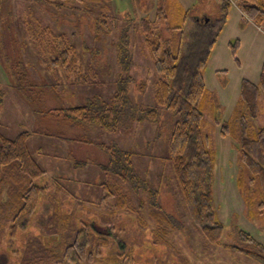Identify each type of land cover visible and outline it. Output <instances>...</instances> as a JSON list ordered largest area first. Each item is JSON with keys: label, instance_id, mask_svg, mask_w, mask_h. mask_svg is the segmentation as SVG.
Wrapping results in <instances>:
<instances>
[{"label": "trees", "instance_id": "obj_1", "mask_svg": "<svg viewBox=\"0 0 264 264\" xmlns=\"http://www.w3.org/2000/svg\"><path fill=\"white\" fill-rule=\"evenodd\" d=\"M28 1L30 4L37 1L38 8L48 12L60 11L63 7L74 10L78 1L82 11L91 13H95L91 9H96L94 4L97 2ZM217 1L225 13L236 4L246 19L257 25L264 24V0ZM13 3V0H0V22L9 27L22 26L36 56L73 79L69 81L75 83L76 88L88 85L95 74L92 70L90 74L84 71L75 44L76 34L73 31L72 34L61 32L34 21L31 13L20 17L19 25L15 24L11 11ZM154 11L152 19L149 15ZM145 12L148 15L135 24V29L143 40L144 55L152 63L151 72L155 77L152 84L153 107L133 102L128 90L120 86L109 100L96 97L82 105L43 113L63 124L94 125L112 133L125 131L139 123H156L162 111L171 116L174 123L165 160L172 167L182 193L184 210L192 225L209 245L264 264V246L256 243L249 234L236 231L241 241L248 245L224 244L225 228L213 210V154L210 139L203 132L204 70L222 29L197 16L191 20L187 15L186 22L193 26L191 32L187 30L189 37L186 38L185 31L190 25L168 27L167 12L162 7L156 10L155 7L147 8ZM126 58L124 52H119L116 59L124 65L123 70L128 66L124 62ZM28 77V74H23L19 79L18 92L27 87L22 82ZM130 81L133 79L122 83ZM262 96L264 65L259 84L247 79L242 81L241 105L221 128V134L231 137L234 147L240 152L243 169L238 180L240 190L244 191L246 183L254 188L252 195L245 197L246 204L254 210L250 213L254 215L264 214V127L255 129L253 126V121L261 113ZM31 135L23 132L12 139L0 133V232L5 228L10 242L20 248V251L11 250L9 253L21 255L20 264H146L154 258L161 259L164 264H172L174 261L181 263V259L186 258L173 237L177 231L173 217L159 205V191L152 187L151 182L141 179L133 169L135 153L100 144L110 155V162L102 171L115 178V183L111 180L100 183L102 195L99 199L80 198L79 201L72 197L62 178L56 179L53 184L39 183L48 173L29 150ZM59 179L61 181L58 182ZM77 211L82 214L72 215ZM257 211L258 214L255 213ZM39 215L49 221L47 229L60 236L58 242L55 241L57 246L51 245L52 238L49 241L35 240L32 233ZM117 216L126 221L115 224L111 217ZM182 236L186 240V236ZM187 245L193 250L189 243ZM160 247H166L167 251L157 249ZM159 250L162 254L157 256L156 251ZM152 254L156 256L152 258ZM183 264H188L187 259Z\"/></svg>", "mask_w": 264, "mask_h": 264}, {"label": "rangeland", "instance_id": "obj_2", "mask_svg": "<svg viewBox=\"0 0 264 264\" xmlns=\"http://www.w3.org/2000/svg\"><path fill=\"white\" fill-rule=\"evenodd\" d=\"M95 1L96 9H91L95 13H91L82 11L78 1L74 10L63 7L60 11L48 12L38 8L37 1L30 4L28 0H13L11 11L15 24L19 25V18L31 13V19L43 25L68 34L73 31L84 71L90 74L92 70L95 78L88 85L76 88V84L69 81L73 79L36 56L22 26L9 27L0 22V133L12 139L23 132L31 133L29 150L48 173L39 183L53 184L56 179L62 178L72 197L79 201L80 198L97 200L102 195L100 183L106 180L115 183V178L102 171L109 164L110 155L100 144L135 153L132 159L134 171L159 191V205L176 224L177 231L173 237L186 258H182L181 263L174 261L172 264H183L185 259L188 264H258L246 256L209 245L192 225L184 210L182 193L172 167L165 160L174 123L171 116L162 111L156 123H139L125 131L112 133L94 125L63 124L43 112L75 107L96 97L109 100L120 86L128 90L133 102L153 107L152 84L155 77L151 72L152 63L144 55L143 40L135 24L147 16L145 10L152 7L155 10L162 7L167 12L168 27L172 28L187 24L188 27L187 15L191 20L195 16L206 17L205 21L210 20L215 28L222 29L204 70L203 132L210 139L213 154V210L225 228L224 244L248 245L236 233L239 230L264 246V214L259 215L258 211L255 212L258 215L250 213L254 210L246 204L245 197L252 195L254 188L246 183L244 191L240 190L238 180L243 171L240 152L234 147L231 137L221 134L223 123L232 119L235 109L241 105L242 81L260 82L264 65V24L253 31L241 33L248 26L247 20L240 18L230 7L225 22L226 13L215 0ZM155 13L151 12L150 18L154 19ZM242 20L246 24H241ZM192 26L186 29V38ZM119 52L127 55L124 62L128 66L124 70V65L116 61ZM23 74H28L30 78L22 82L27 87L18 92L19 79ZM130 78L133 81L122 83ZM260 103L261 114L253 121L255 129L264 127V96ZM102 212L106 213L105 210ZM81 214L77 211L72 215ZM111 221L120 224L126 220L117 216L111 217ZM48 222L39 215L32 234L35 240L49 241L52 238L51 245L57 246L60 236L47 229ZM4 231L5 228L0 232V264H20L21 255L9 254L11 250L20 251V248L10 242L9 233ZM186 241L193 250L188 245L186 247ZM157 249L167 251L166 247ZM156 254L160 256L162 251H156ZM155 256L152 254V258ZM161 262V259L154 258L146 264H164Z\"/></svg>", "mask_w": 264, "mask_h": 264}, {"label": "crops", "instance_id": "obj_3", "mask_svg": "<svg viewBox=\"0 0 264 264\" xmlns=\"http://www.w3.org/2000/svg\"><path fill=\"white\" fill-rule=\"evenodd\" d=\"M218 4H220L217 0H215ZM232 9H233V11H235L239 16H240V18H242L243 20L245 19V20H247V28L244 30V31H241V33H244V32H247V31H253V30H255L257 27H259L260 28V26L258 25V26H256V23H254V22H252V21H249L248 19H246L245 17H244V14L242 13V11H241V9L236 5V4H233L232 5ZM239 9V10H238ZM227 16L228 15H226L225 16V22H226V19H227ZM198 17H200V19H206V17H204V16H202V15H200V16H198ZM242 20V22H241V24L243 23V24H246L244 21ZM206 22L208 23V22H211L210 20L208 21V20H206ZM251 23V24H250ZM262 72V71H261ZM261 76V75H260ZM261 99H262V97H261ZM260 99V100H261ZM261 114V113H260Z\"/></svg>", "mask_w": 264, "mask_h": 264}]
</instances>
